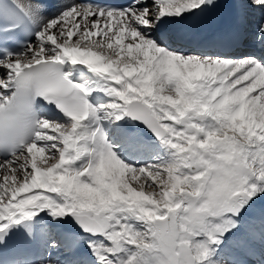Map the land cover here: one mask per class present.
<instances>
[{
	"label": "snow or ice",
	"instance_id": "6c2138e0",
	"mask_svg": "<svg viewBox=\"0 0 264 264\" xmlns=\"http://www.w3.org/2000/svg\"><path fill=\"white\" fill-rule=\"evenodd\" d=\"M0 264H264V0H0Z\"/></svg>",
	"mask_w": 264,
	"mask_h": 264
},
{
	"label": "bare ground",
	"instance_id": "6f19581e",
	"mask_svg": "<svg viewBox=\"0 0 264 264\" xmlns=\"http://www.w3.org/2000/svg\"><path fill=\"white\" fill-rule=\"evenodd\" d=\"M249 23H250V25H251L252 23H254V20H253L252 18H250Z\"/></svg>",
	"mask_w": 264,
	"mask_h": 264
},
{
	"label": "rangeland",
	"instance_id": "374dc122",
	"mask_svg": "<svg viewBox=\"0 0 264 264\" xmlns=\"http://www.w3.org/2000/svg\"><path fill=\"white\" fill-rule=\"evenodd\" d=\"M150 190V189H149Z\"/></svg>",
	"mask_w": 264,
	"mask_h": 264
}]
</instances>
